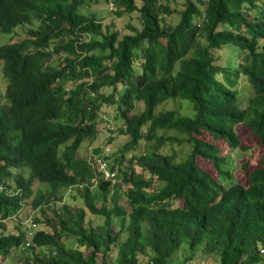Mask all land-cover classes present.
<instances>
[{
  "label": "trees",
  "instance_id": "trees-1",
  "mask_svg": "<svg viewBox=\"0 0 264 264\" xmlns=\"http://www.w3.org/2000/svg\"><path fill=\"white\" fill-rule=\"evenodd\" d=\"M88 1L0 0L1 35L37 22L25 37L0 42V263L22 247L21 264H173L179 251L184 264L204 254L218 264H264V0H184L174 25L162 23L170 10L159 0H106L117 15L139 12L140 28L122 36L79 11ZM241 75L253 90L244 107ZM167 101L184 104L156 111ZM114 103L128 137L119 163L146 141L129 158L146 177L116 168L100 149L78 155L97 135L101 107ZM218 141L260 149L255 166L241 165L244 182L232 180ZM186 144L181 156L172 149ZM99 155L112 158L115 182L102 177ZM35 181L49 189L33 191ZM28 198L45 227L23 241V232L4 233V222ZM86 211L101 223L85 220Z\"/></svg>",
  "mask_w": 264,
  "mask_h": 264
},
{
  "label": "rangeland",
  "instance_id": "rangeland-1",
  "mask_svg": "<svg viewBox=\"0 0 264 264\" xmlns=\"http://www.w3.org/2000/svg\"><path fill=\"white\" fill-rule=\"evenodd\" d=\"M137 5H140V0H135ZM161 5L166 6L169 8L170 13H163L161 15L162 18V23H166L167 25L171 24L174 25L178 22L179 17H180V11L183 9L184 6V0H159ZM112 3V2H110ZM109 1L106 0H91L88 1L85 5L81 7L79 11L82 13H93L96 15L97 19H100L104 25H109L111 28V31H117L119 33V36H122L123 34L130 33V27L139 29L141 26V21H140V15L138 11H133L130 13L127 12H122L121 15L115 14L113 11L115 10V6L112 8L111 4ZM37 22L33 21L31 24H24L17 26L13 33L11 34H0V42L7 41V42H14L17 41L23 37L26 36L27 30L31 26H36ZM228 50V49H226ZM226 55V52H225ZM224 57V55H223ZM58 63H60V59L58 58L57 55H53L51 59V64L53 66H57ZM109 61L106 62L107 65H109ZM135 67L138 69L139 65V60H136L134 62ZM137 73L139 71H136ZM236 88L238 89L239 96L241 99V106L244 107L246 103L247 97L251 96L253 93L252 88L249 86L248 82L245 80V78L241 75L239 76V79L237 80ZM111 91V88H106L103 87L101 89V92H103L104 95H107ZM120 91V88L118 89ZM3 92V84H2V79L0 76V97ZM117 104L114 103L112 105L109 104H104L99 112L98 119H97V127H98V132L94 140H84L81 143V146L78 151V155L80 157L86 156L87 154H91L92 149H100L103 150V155L106 153H109L110 156L113 159H117L115 163L116 168H122L126 169L128 171V168H134L136 172L142 173L145 177L147 176L145 172L141 171V169L135 164V162L130 163L129 158L131 156H134L138 152H143L147 148V142L144 140H140L139 143L137 144L136 148L134 151L129 150L128 152H125L124 154V160L122 163H119V157H120V150L123 147L124 143L128 141V137L121 133L119 131V128L122 127V118L117 115ZM184 104L182 101H167L161 105H159L156 108V111H161L165 110L168 108L175 107L177 105ZM143 109V102H134V108L133 112H140ZM104 115V118L102 117ZM237 130L241 133L242 132V127L240 125L237 126ZM204 140L209 141L210 138L207 135L202 136ZM215 143V142H214ZM216 145L220 149V153L227 158V164L226 168L230 171V174L232 176V180L234 181H245V177L243 174V170L241 168V165L243 162L248 161L250 166H255L256 162L258 160L259 148H250L247 150H240L238 148H229L225 143L218 141L216 142ZM171 147H165L162 149L164 152H171L170 150ZM172 149H175L177 152L178 156H181L183 153L186 154L190 146L188 144L184 145L182 148L173 145ZM99 150V151H100ZM62 151V147L59 148V153ZM105 151V152H104ZM93 157V156H92ZM112 158H109L112 160ZM110 160V161H111ZM197 163L199 166L209 172L211 175L215 176L216 171L214 168L211 166L209 161L197 158ZM13 175H17L18 173L23 174L24 176L26 175L27 171H22L20 169H13L11 170ZM11 175L10 177H13ZM14 180H9V185L11 188H14ZM32 189L35 191L37 188H40L42 190L44 189H49L45 185H40L37 181L32 182ZM57 188L56 190H58ZM95 190V188H93ZM62 191V189L60 190ZM63 192H67V190H63ZM70 193H73V196H77L76 188H72ZM67 196L65 199L66 203L72 204L74 203L73 197ZM124 194H123V189L120 188V203L124 204ZM31 198H28L23 201V205L21 209L14 214L11 218L5 220V231L4 233H17V232H23L24 240H29V235L28 232H36L38 230L43 229L45 227L44 223L42 222V215L39 213V208H35L30 204ZM77 202L76 206H83L82 200ZM54 204V203H53ZM50 204L48 207L52 206H60V203L58 201L55 202V205ZM46 209V208H44ZM46 216H51L50 211H47ZM38 218L40 223L34 224L33 219ZM92 219L93 225H98L101 223V218L99 216H93L90 214L88 211H86V216L85 220ZM118 227V226H117ZM124 236V235H122ZM64 242L66 244H69V240L67 238L64 239ZM23 251L22 247L21 248H13L11 253L6 257L4 261H2L0 264H21L23 260ZM30 254V252H28ZM28 254V255H29ZM115 253L111 252L110 253V258H109V263L113 259ZM184 256L185 253L182 251H179L175 253L174 255V260L173 264H184ZM191 264H218V257L214 254H204V255H199L198 257L194 258L192 261H190ZM142 264H146V260L142 262Z\"/></svg>",
  "mask_w": 264,
  "mask_h": 264
},
{
  "label": "built area",
  "instance_id": "built-area-1",
  "mask_svg": "<svg viewBox=\"0 0 264 264\" xmlns=\"http://www.w3.org/2000/svg\"><path fill=\"white\" fill-rule=\"evenodd\" d=\"M94 161L96 162V166L99 168L102 177L114 182L116 177V170L113 167V162L104 159L102 155L94 157ZM30 232L31 231H29V233Z\"/></svg>",
  "mask_w": 264,
  "mask_h": 264
},
{
  "label": "clouds",
  "instance_id": "clouds-1",
  "mask_svg": "<svg viewBox=\"0 0 264 264\" xmlns=\"http://www.w3.org/2000/svg\"><path fill=\"white\" fill-rule=\"evenodd\" d=\"M112 6H113V4H112ZM115 182V181H114ZM113 183V182H112Z\"/></svg>",
  "mask_w": 264,
  "mask_h": 264
}]
</instances>
